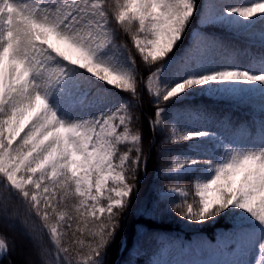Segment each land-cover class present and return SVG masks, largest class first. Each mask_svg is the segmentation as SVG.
I'll return each mask as SVG.
<instances>
[{
	"label": "snow or ice",
	"instance_id": "1",
	"mask_svg": "<svg viewBox=\"0 0 264 264\" xmlns=\"http://www.w3.org/2000/svg\"><path fill=\"white\" fill-rule=\"evenodd\" d=\"M197 17L258 39L259 57L241 66L234 46L210 34L190 36ZM113 22L142 58L146 80L138 79L131 52L124 55L126 45L116 44ZM141 84L156 105L153 130L172 125L162 143L186 145L169 153L162 174L189 178L191 191L161 195L178 194L172 210L190 224L233 222L228 235L201 243L189 258H177L184 248L161 240V257L173 249L177 255L152 264H251L245 257L252 250L264 264V0H0V216L8 217L15 201L40 221L38 228L22 223L36 241L47 231L56 246L55 260L45 264H105L137 173L147 170L131 111ZM192 93L258 99L260 119L245 130L247 142L225 143L197 126L206 113L172 107ZM123 144L130 147L121 152ZM73 219L70 248L61 242ZM8 251L0 237V260Z\"/></svg>",
	"mask_w": 264,
	"mask_h": 264
},
{
	"label": "trees",
	"instance_id": "2",
	"mask_svg": "<svg viewBox=\"0 0 264 264\" xmlns=\"http://www.w3.org/2000/svg\"><path fill=\"white\" fill-rule=\"evenodd\" d=\"M198 21L199 17L193 21L189 30L190 36L196 33L209 34L213 31L220 33L224 31L219 28L220 25H201ZM111 27L116 35V44L126 45V48L123 50L124 55L127 56L130 51L135 58L138 79L144 78L146 80L148 70L145 68L142 58L139 57L131 39L120 30L119 26L115 22L111 24ZM185 43H187V40ZM138 90L140 92L139 103L136 107L132 108L131 111L138 117L135 127H139L142 133L141 146L148 158L147 170L145 171L141 166L139 172L137 173L138 184L135 194L132 197L131 205L122 221L119 231L116 233L114 240L107 249L106 256L104 258L105 264H115L116 260L120 257L119 250L121 243L125 241L128 248V246L131 245L137 238L136 234L138 233L144 234L146 232L154 233L166 231L186 232L193 230L196 233L208 234L215 229L220 228L229 230L233 224L231 218L229 217H221L203 225L190 224L180 218L178 212L172 210V204L179 203L180 201L173 196L165 199L164 196L160 194L161 191L167 189L168 187L180 185L188 187L189 180L187 177L176 179L161 175L163 171L168 169L172 159V156L169 153H176L186 145L162 143L164 136L171 131L172 125L169 123L168 127L163 131L160 129L153 130L149 124V118H155L153 111L156 105L151 102L152 97L147 92L143 84L138 86ZM202 95L203 94L200 93L187 95L184 99L180 100L172 107L174 109L192 110L193 106L197 104V97ZM245 105L251 109L259 110L258 99L246 101ZM119 147L120 151L123 152L126 151L130 145L123 144ZM141 178L142 180L139 181ZM132 182L135 183L136 181ZM14 210L18 212V216L11 217V213ZM73 215L75 214L73 213ZM9 217H11V223L5 225V228H0V237L6 238V242L9 247V251L5 255L3 262L4 264H27L22 254L17 252L15 237H20V239H24L27 242L30 241L32 243L31 234L22 223V220L28 219V223L30 225H35L37 228L39 227L40 221L34 217H26L24 208L18 205L15 201L9 205ZM71 223L72 228L68 229V234L61 242L62 246L67 243L70 248L72 247L71 241L75 239V237L72 236V232L76 231L77 227L75 219H73ZM76 236L79 237L80 233L77 232ZM83 238L85 240L88 239L87 235ZM36 242L38 243L42 254V257L38 258V264H45L46 260L54 261L53 255L56 253V246L50 240L47 231L41 233L40 240ZM123 263L124 258L121 260V264Z\"/></svg>",
	"mask_w": 264,
	"mask_h": 264
},
{
	"label": "rangeland",
	"instance_id": "3",
	"mask_svg": "<svg viewBox=\"0 0 264 264\" xmlns=\"http://www.w3.org/2000/svg\"><path fill=\"white\" fill-rule=\"evenodd\" d=\"M226 44H230L232 46H234L235 48H237L239 50V53L236 58L241 59L243 62H246L247 60V47L245 46V44L243 43V41L239 38H234L233 40H226L225 41ZM213 98L222 100V101H226V102H230L233 101V99H229V98H221V97H217V96H212ZM226 104H221L219 106H214L213 108L211 107H207V109L201 110L199 111V113H206V122H197V126H202V127H206L209 128L213 131H216L224 140L225 143L230 144V140L228 138H224L222 133L227 131V132H233L237 126V124L241 121V113L235 109V108H227L225 106ZM225 112H228L230 114L229 116V121L228 123L225 124L224 120H223V114ZM233 115H236L235 117ZM232 120H234L232 122ZM249 132H251L252 130V125L248 127ZM247 140V137H246ZM223 150V149H222ZM174 195L180 197L178 194L173 193ZM189 200H191V196H189ZM69 203H71V201H69ZM11 223V217H2L0 216V228H5V225L10 224ZM142 233H138L136 234V237L138 238L139 236H141ZM32 243L29 241L27 242L24 239H20V237H15L16 240V248H17V252H20L24 258V260L26 261L27 264H38V258L42 257L41 254V250L39 248L38 243L32 238ZM174 243L178 246L177 242L174 241ZM154 248V247H153ZM138 256L135 258L134 261H132V263H127V264H146L144 263L142 259L143 257H146V254L142 253V252H138L137 254ZM54 256V260L56 258V253L53 255ZM159 256V251L155 250L152 251L150 254H148V264H152V261L156 260V259H172L176 256V249H173L172 252L167 255V256H163L160 258H158ZM247 260L250 259V252L247 254V256L245 257Z\"/></svg>",
	"mask_w": 264,
	"mask_h": 264
},
{
	"label": "bare ground",
	"instance_id": "4",
	"mask_svg": "<svg viewBox=\"0 0 264 264\" xmlns=\"http://www.w3.org/2000/svg\"><path fill=\"white\" fill-rule=\"evenodd\" d=\"M0 264H4L3 260H0Z\"/></svg>",
	"mask_w": 264,
	"mask_h": 264
}]
</instances>
